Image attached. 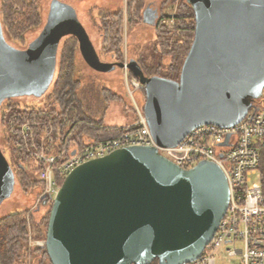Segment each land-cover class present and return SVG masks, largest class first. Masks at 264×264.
<instances>
[{"label": "water", "instance_id": "95a60500", "mask_svg": "<svg viewBox=\"0 0 264 264\" xmlns=\"http://www.w3.org/2000/svg\"><path fill=\"white\" fill-rule=\"evenodd\" d=\"M194 37L178 80L147 77L126 67L143 86V115L160 147H174L202 125L239 123L264 89V0H186ZM53 7L38 37L11 46L0 23V106L10 98L41 97L50 87L63 36L97 72L121 69L101 62L66 4ZM142 22L155 26L157 10ZM54 18V20H53ZM13 172L0 150V206L10 198ZM229 201L224 173L212 162L181 169L154 147L117 149L71 170L49 212L45 251L50 264H185L213 239Z\"/></svg>", "mask_w": 264, "mask_h": 264}, {"label": "trees", "instance_id": "16d2710c", "mask_svg": "<svg viewBox=\"0 0 264 264\" xmlns=\"http://www.w3.org/2000/svg\"><path fill=\"white\" fill-rule=\"evenodd\" d=\"M168 2L176 4L172 16L163 12ZM146 6L147 4L143 0H128L127 25L132 26L136 20H142L141 15ZM169 19L174 22V27L171 29L162 23ZM0 23L4 38L11 46L15 42L24 45L26 34L41 27L40 33L44 25L37 0H0ZM194 26V13L186 0H166L161 3L158 9V20L154 26L156 32L154 52L158 54L157 62L147 65L142 55L135 59L144 75L177 81L183 60L194 37ZM121 27L122 12L106 13L102 16L100 44L101 53L106 55L109 60L107 63H120L123 60ZM63 39V42L60 40L57 47L55 74L47 90L49 92L46 95V91L45 94L37 98L43 100L45 95V107L26 104L20 107L11 104V99L6 100L7 103L0 107V133L3 134L4 146L9 155L7 161L13 172L14 187L16 183L19 184L23 192L34 188L37 196L41 189L37 176L39 168L24 149L15 145L16 138L8 135L10 134L8 127L10 122L13 121L15 125H18L20 119H16L17 117L37 121L40 126L39 130L35 131L36 142L42 134H45L47 138L52 137L61 145L70 143L79 146V148L84 145L86 140L93 142L114 139L126 131V127L105 126L102 120H94L85 109L83 110V104L76 93V89L80 88L81 84L76 78L75 59L79 53L78 43L72 36H66ZM165 60L167 61L164 62ZM130 76L134 78L131 73ZM100 94L107 104L121 100L108 88H102ZM142 97L141 109L143 110L144 90H142ZM54 104L58 106V110L52 108ZM67 136H69L68 140ZM61 184L59 183V186ZM37 187L39 188L37 189ZM51 205L48 206L49 209L38 222H34L31 218L32 222L27 223L25 217L27 212L20 210L8 212L0 217V264H32L33 260H37L36 264H50L45 248H29L25 235L27 224H31L34 239L45 240ZM30 259L31 261H29ZM151 264H157V260Z\"/></svg>", "mask_w": 264, "mask_h": 264}, {"label": "built area", "instance_id": "2783aa9c", "mask_svg": "<svg viewBox=\"0 0 264 264\" xmlns=\"http://www.w3.org/2000/svg\"><path fill=\"white\" fill-rule=\"evenodd\" d=\"M173 22V21H172ZM165 20L167 27L174 22ZM127 60L124 64L127 65ZM125 71V87L133 102L138 120L120 136L104 141H84L79 148L61 145L45 134L36 142L40 123L17 117L19 124L9 123L15 145L24 149L39 168L41 184L39 202L52 204L53 198L68 173L90 160L101 158L121 148L154 147L158 153L181 169H189L201 161L212 162L224 173L229 188L228 207L218 229L201 255L185 264H217V252L225 248L228 262L264 264V89L243 119L231 127L202 125L191 130L174 147H160L152 139L141 107L133 93L143 90ZM36 131V132H35ZM69 136H67V140ZM30 248H44L45 240L28 238Z\"/></svg>", "mask_w": 264, "mask_h": 264}, {"label": "rangeland", "instance_id": "374dc122", "mask_svg": "<svg viewBox=\"0 0 264 264\" xmlns=\"http://www.w3.org/2000/svg\"><path fill=\"white\" fill-rule=\"evenodd\" d=\"M39 4V13L41 15L42 22L44 23L49 7L50 0H37ZM71 3L77 10L78 15L84 29L87 32L89 39L94 47L95 52L97 53L101 62L107 63V56L101 53V44H100V24L101 18L106 13L108 14H117L122 12V27H121V52L123 60L120 62L124 65V60L128 62L133 59L141 57L144 58V61L147 65L151 63H156L158 59V54L154 52V43L156 39V32L154 28L143 25L140 20H136L134 25L129 26L126 22V11L128 0H65ZM145 4L151 2L155 3L158 9L160 8L161 3L166 0H143ZM177 3V2H176ZM176 4L170 2L167 3L163 12L168 15H173L175 12ZM171 22L172 19H169ZM173 23V22H172ZM82 25V26H83ZM38 29L32 30L26 34L25 44L19 45L15 42L12 45L16 48H26L27 44L37 38L40 31ZM43 28V27H42ZM173 28V27H171ZM170 28V29H171ZM42 30V29H41ZM64 40V39H63ZM61 40V42H63ZM165 60L164 62H166ZM127 62V63H128ZM110 63V62H109ZM76 78L80 81V88L76 89L78 98L83 104V110L87 112L88 115H91L94 120H102L103 125L108 127H128L135 123L138 120V115L133 109V102L129 98L126 87H125V71L123 67L121 69L115 68L112 72L108 73H99L90 67L83 61L80 53H78L76 59ZM128 76H130V71L128 70ZM138 82L137 79L132 78ZM139 83V82H138ZM140 84V83H139ZM141 85V84H140ZM142 86V85H141ZM102 88H108L116 95H118L121 100L119 102H109L108 104L101 96L100 91ZM49 91L46 92V95ZM43 100L23 97V99H15L11 101L13 105H23L45 107ZM133 98L135 103L138 105V108L141 107L143 102L142 90L136 91L133 93ZM44 105V106H43ZM52 108L58 110L57 105H52ZM130 124V125H129ZM128 125V126H127ZM10 137L12 135L8 134ZM0 145L3 147L5 152L4 156L8 160V152L4 146L3 134L0 133ZM34 176L36 174L34 172ZM39 187H37L38 189ZM37 195L36 189L32 188L27 192H23L19 184H15L14 192L12 196L0 206V217L4 214L14 211H26V220L27 223H30L31 218L34 222H38L46 211L49 209V204L39 202L37 204ZM32 222V221H31ZM34 231L31 224H27V233L25 235L28 244V238L34 239ZM40 240V239H36ZM29 247V246H28ZM30 248V247H29ZM33 247L32 249H34ZM225 248L222 247L221 251L217 252V264H236L237 262L231 261L228 262L226 254L224 252ZM36 249V248H35ZM41 249V248H40ZM32 259V258H31ZM31 259L29 261H31ZM35 264L34 260L33 263Z\"/></svg>", "mask_w": 264, "mask_h": 264}, {"label": "flooded vegetation", "instance_id": "af4514ba", "mask_svg": "<svg viewBox=\"0 0 264 264\" xmlns=\"http://www.w3.org/2000/svg\"><path fill=\"white\" fill-rule=\"evenodd\" d=\"M59 2V3H61V4H66V5H69L68 3H67V1H65V0H50V3H49V7H48V11H47V15H46V19H45V21H44V25H45V23H46V20H47V18H48V14H50L51 13V11H52V9H53V7H51V2ZM154 4L155 3H153V2H151V3H149L146 7H145V9L146 8H149V9H151V10H157L156 9V6H154ZM157 13H158V10H157ZM78 20H79V22L81 23V25H83L82 24V22H81V20H80V17L78 16ZM53 20H54V18H53ZM158 20V19H157ZM157 20H156V22H157ZM43 25V26H44ZM83 27H84V25H83ZM64 37H66V36H63L60 40H62ZM19 49V48H18ZM24 49V48H23ZM56 55H57V51H56ZM56 58H57V56H56ZM101 73H103V72H101ZM54 74H55V72H54ZM53 78H54V75H53ZM53 81V80H52ZM25 98V97H24ZM29 98H34V99H37V98H35V97H29ZM11 100H17V99H23V97L22 98H10ZM7 103V101H4L2 104H1V106L0 107H3L5 104ZM0 150L2 151V153H3V155L5 154V152L3 151V147L0 145ZM14 186H13V191H12V193L14 192ZM11 196H12V194H11ZM10 196V197H11ZM9 199V198H8ZM8 199H6V200H4L2 203H1V206L4 204V202H6Z\"/></svg>", "mask_w": 264, "mask_h": 264}, {"label": "crops", "instance_id": "0c3cea01", "mask_svg": "<svg viewBox=\"0 0 264 264\" xmlns=\"http://www.w3.org/2000/svg\"><path fill=\"white\" fill-rule=\"evenodd\" d=\"M68 4H69V6H71L74 10H75V12H76V15H77V18H78V12H77V10H76V8L71 4V3H69V2H67ZM154 6H156V4H154ZM156 9L158 10V7L156 6ZM79 19V18H78ZM141 22H142V20H141ZM142 24L143 25H146V26H149V27H151V28H154V26H152V25H148V24H145V23H143L142 22ZM130 125V124H129ZM128 126V125H127ZM35 261H37V260H35ZM34 261V262H35ZM36 264V263H35Z\"/></svg>", "mask_w": 264, "mask_h": 264}]
</instances>
